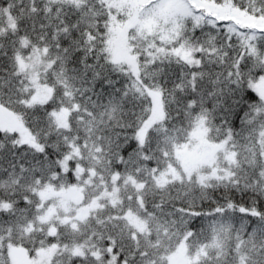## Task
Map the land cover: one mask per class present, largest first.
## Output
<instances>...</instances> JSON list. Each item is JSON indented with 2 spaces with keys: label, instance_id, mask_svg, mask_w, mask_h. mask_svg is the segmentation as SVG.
Segmentation results:
<instances>
[{
  "label": "snow or ice",
  "instance_id": "6c2138e0",
  "mask_svg": "<svg viewBox=\"0 0 264 264\" xmlns=\"http://www.w3.org/2000/svg\"><path fill=\"white\" fill-rule=\"evenodd\" d=\"M0 264H264V0H0Z\"/></svg>",
  "mask_w": 264,
  "mask_h": 264
}]
</instances>
